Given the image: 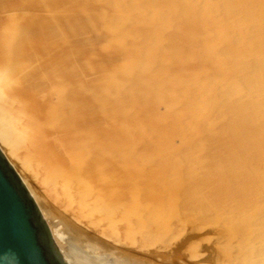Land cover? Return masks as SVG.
<instances>
[{
    "label": "rangeland",
    "instance_id": "obj_1",
    "mask_svg": "<svg viewBox=\"0 0 264 264\" xmlns=\"http://www.w3.org/2000/svg\"><path fill=\"white\" fill-rule=\"evenodd\" d=\"M183 1L0 0V124L75 255L264 264V0Z\"/></svg>",
    "mask_w": 264,
    "mask_h": 264
},
{
    "label": "water",
    "instance_id": "obj_2",
    "mask_svg": "<svg viewBox=\"0 0 264 264\" xmlns=\"http://www.w3.org/2000/svg\"><path fill=\"white\" fill-rule=\"evenodd\" d=\"M0 264H67L39 209L1 152Z\"/></svg>",
    "mask_w": 264,
    "mask_h": 264
},
{
    "label": "bare ground",
    "instance_id": "obj_3",
    "mask_svg": "<svg viewBox=\"0 0 264 264\" xmlns=\"http://www.w3.org/2000/svg\"><path fill=\"white\" fill-rule=\"evenodd\" d=\"M181 1V0H180ZM184 1H186V0H184ZM183 1V2H184ZM212 1V0H211ZM214 1H217V0H213V2ZM218 1H220V0H218ZM224 0H222V1H220V2H223ZM255 1V0H254ZM257 1V0H256ZM131 2V1H130ZM129 2V4H131ZM196 2V1H195ZM142 3V2H141ZM200 3V2H199ZM199 3H197V4H199ZM215 3V2H214ZM232 3V2H231ZM136 4V3H135ZM183 4V3H182ZM181 4V5H182ZM221 4V3H220ZM128 5V4H127ZM184 5V4H183ZM235 5V4H234ZM263 5V4H262ZM125 6H126V4H125ZM229 6V5H228ZM140 7V6H139ZM224 7H225V5H224ZM263 7V9H264V6H262ZM121 8V7H120ZM189 8V7H188ZM115 9V8H114ZM227 9V8H226ZM240 9V8H239ZM256 9V8H255ZM156 10V9H155ZM177 10H178V8H177ZM143 11V10H142ZM168 11H169V9H168ZM211 11V10H210ZM260 12V11H259ZM263 12V11H262ZM177 13V12H176ZM194 13V12H193ZM192 13V14H193ZM142 14V13H141ZM196 14V13H195ZM250 14V13H249ZM253 14V13H252ZM258 15V14H257ZM261 15V14H260ZM152 17V16H151ZM203 17V16H202ZM214 17V16H213ZM244 17V16H243ZM188 18V17H187ZM259 18V17H258ZM155 19V18H154ZM213 19V18H212ZM241 19H242V17H241ZM192 20V19H191ZM232 20V19H231ZM256 20V19H255ZM203 21V20H202ZM247 21V20H246ZM155 22V21H154ZM160 22V21H159ZM182 22V21H181ZM203 22H205V21H203ZM231 22V21H230ZM232 22H234L235 23V21H232ZM237 22V21H236ZM242 23L244 22V21H241ZM240 22V23H241ZM190 23V22H189ZM192 23V22H191ZM241 23V24H242ZM256 23V22H255ZM254 23V24H255ZM171 24V23H170ZM196 24V23H195ZM228 24V23H227ZM245 25H246V27L245 28H247V24L248 23H244ZM257 24V23H256ZM176 25V24H175ZM192 25V24H191ZM230 25V24H229ZM232 25H233V23H232ZM238 25V24H237ZM218 26H219V24H218ZM217 26V27H218ZM222 26V25H221ZM235 26L236 25H234V28H235ZM192 27V26H191ZM216 27V28H217ZM231 27V26H230ZM238 27H240L241 28V26H238ZM243 27V26H242ZM181 28H182V26H181ZM185 28H187V27H185ZM214 28V27H213ZM233 28V29H234ZM183 29V28H182ZM233 29H231L230 31H232L233 32ZM242 29V28H241ZM241 29H240V31H241ZM244 29V28H243ZM242 29V30H243ZM258 29V28H257ZM191 30V29H190ZM199 30V29H198ZM209 30H211V29H209ZM237 30V29H236ZM212 31V30H211ZM228 31V30H227ZM235 31V30H234ZM237 31H239V28H238V30ZM200 32V31H199ZM236 32V31H235ZM201 33V32H200ZM237 33V32H236ZM243 33L246 35V29H245V31H243ZM177 34V33H176ZM228 34H230V33H228ZM213 35V34H212ZM177 36V35H176ZM214 36V35H213ZM220 36V35H219ZM232 36V35H231ZM239 36H241L240 34H239ZM244 36V35H243ZM171 37V36H170ZM227 37V36H226ZM246 37V36H245ZM180 38V37H179ZM182 38H183V36H182ZM222 38V37H221ZM244 38V37H243ZM242 38V39H243ZM248 38V37H247ZM176 39V38H175ZM220 38H218V40H219ZM236 39V38H235ZM240 39H241V37H240ZM239 39V40H240ZM230 40V39H229ZM171 41V40H170ZM176 42V41H175ZM174 42V43H175ZM181 42H183V41H181ZM232 42H233V40H232ZM247 42V41H246ZM187 43H189V42H187ZM230 43V42H229ZM244 43V42H243ZM248 43H249V41H248ZM184 44H186V43H184ZM232 44V43H231ZM216 45V44H215ZM239 47V46H238ZM245 47V46H244ZM177 48V47H176ZM229 48V47H228ZM251 48V47H250ZM221 50V49H220ZM242 50V49H241ZM247 50V49H246ZM179 51V50H178ZM178 51H177V53H178ZM180 51H181V49H180ZM248 51V52H247ZM246 52L247 53H249V50H247ZM253 51V50H252ZM254 51H257V50H254ZM260 51H263V50H260ZM260 51H258V54H260V53H262V52H260ZM174 52V51H173ZM176 52V51H175ZM245 52V50H244V53H246ZM250 52H251V50H250ZM139 53V52H138ZM195 53V52H194ZM254 53V52H253ZM253 53H251V55L253 54ZM210 54H212V53H210ZM250 54V53H249ZM248 54V55H249ZM169 55V54H168ZM200 55V54H199ZM207 55H208V53H207ZM219 55V54H218ZM262 55V54H261ZM264 55V54H263ZM206 56V55H205ZM213 56V55H212ZM241 56V55H240ZM257 56V55H256ZM193 57H195V56H193ZM200 57H202V56H200ZM207 57H209V56H207ZM222 57H224V56H222ZM228 57V56H227ZM231 57V56H230ZM234 57H237V56H235L234 55ZM242 57H244L243 55H242ZM179 58V57H178ZM216 58V57H215ZM180 59V58H179ZM196 59V58H195ZM235 59H237V58H235ZM262 59V58H261ZM236 62V61H235ZM253 62H254V60H253ZM260 62H262L261 60H260ZM177 63V62H176ZM179 63V62H178ZM238 63V62H237ZM263 63V62H262ZM231 64H232V62H231ZM235 64V63H234ZM240 64V63H239ZM238 64V65H239ZM253 64L254 63H251V65L253 66ZM210 65V64H209ZM238 65L237 66H235V68L236 67H238ZM256 65V64H255ZM224 67V66H223ZM223 67H221V69L223 68ZM233 67V66H232ZM260 67V66H259ZM262 68H263V70H264V67H263V65H262ZM199 69H200V67H199ZM223 70H225V69H222V71ZM234 70H236V69H234ZM261 71H262V69H260ZM200 71V70H199ZM215 71V70H214ZM257 71V70H256ZM232 72H235V71H232ZM232 72H229V74L231 73L232 74ZM263 72V71H262ZM181 73V72H180ZM179 73V74H180ZM224 73V72H223ZM252 75V74H251ZM261 75V74H260ZM255 76L256 77H253V78H255L254 80H256L257 81V78H259V77H257L258 75H256L255 74ZM238 79V78H237ZM209 80V79H208ZM245 81V80H244ZM252 81V80H251ZM263 81V80H262ZM253 82V81H252ZM255 82V81H254ZM258 82V81H257ZM260 80H259V82L258 83H255L256 85L258 84L259 86H261L262 87V85H260ZM262 84V83H261ZM207 85V84H206ZM214 86H216V85H214ZM241 86V85H240ZM258 87V86H257ZM261 87H258V88H261ZM212 88H213V86H212ZM210 89H211V87H210ZM216 89V88H215ZM224 90V89H223ZM257 92V91H256ZM80 93V92H79ZM83 93V92H82ZM221 93V92H220ZM242 93H243V91H242ZM60 95V94H59ZM64 95H66V93L64 94ZM68 95V94H67ZM70 95V94H69ZM75 95H77V93H75ZM74 95V96H75ZM79 95V97H81V98H83L80 94H78ZM221 95V94H220ZM219 95V96H220ZM249 95V94H248ZM254 95L253 93H251L250 94V97L249 98H247V100L248 99H250L248 102L249 103H247L248 104V106H246V107H250L249 106V104H250V102L253 100L251 97ZM255 95L257 96V97H259L258 96V92H257V94L255 93ZM254 95V96H255ZM57 96V95H56ZM71 97H72V95H70ZM69 96V97H70ZM227 97L229 96V95H226ZM226 96L224 97V98H226ZM242 95L240 94V97H241ZM246 96V95H245ZM245 96L243 97V98H245ZM65 97V96H64ZM68 97V98H69ZM206 97V96H205ZM241 97V98H242ZM256 97V98H257ZM52 98V97H51ZM208 98H210V97H208ZM221 98V97H220ZM242 98V99H243ZM254 98V97H253ZM67 99V98H66ZM65 99V100H66ZM76 99V98H75ZM229 99H231L230 97H229ZM229 99H228V101H229ZM237 99V98H236ZM255 99V98H254ZM52 100V99H51ZM210 100V99H209ZM233 100H235V99H233ZM245 102L247 101V100H245V99H243ZM260 100V99H259ZM258 100V101H259ZM55 101V100H54ZM59 101H60V98H59ZM61 101H62V99H61ZM68 101H70V99L68 100ZM68 101H66V102H68ZM76 101V100H75ZM237 101L240 103V102H243L240 98H239V100L237 99ZM254 102H256V99L255 100H253ZM63 102V101H62ZM61 102V103H62ZM71 102V101H70ZM78 102H79V100H78ZM181 102V101H180ZM237 102V104H239ZM69 103V102H68ZM235 103V102H234ZM252 103V102H251ZM63 104H64V102H63ZM72 104H74L73 103V101H72ZM214 104V103H213ZM261 102H260V106H261ZM264 104V103H263ZM262 104V105H263ZM65 105V104H64ZM66 105H68V104H66ZM209 105V102H208V104H207V106ZM235 105H236V103H235ZM239 105H241V104H239ZM257 105H258V102H257ZM256 104H255V107L257 106ZM69 106H70V104H69ZM69 106H68V108H69ZM75 106V105H74ZM207 106H205V107H207ZM245 106H243V107H245ZM264 106V105H263ZM180 107V106H179ZM182 107H184V106H181V108ZM220 107V106H219ZM254 107V108H255ZM258 107H259V105H258ZM72 108V107H71ZM203 108H204V106H203ZM216 108V107H215ZM237 108V107H236ZM260 108H262L263 110H264V107H260ZM179 109V108H178ZM238 109V108H237ZM246 109V108H245ZM249 109V108H248ZM251 109V108H250ZM258 109V111L260 110L259 108H257ZM73 110H74V108H73ZM184 110V109H183ZM205 110V109H204ZM217 110V109H216ZM215 110V111H216ZM69 111V110H68ZM214 111V112H215ZM246 111H248V110H246ZM257 111V110H256ZM74 112H76V110L74 111ZM223 112V111H222ZM225 112V111H224ZM249 112H251L250 110H249ZM263 111H259V113H260V117H261V115H263V114H261ZM96 113V112H95ZM196 113H199V111L198 112H196ZM217 113V112H216ZM215 113V114H216ZM257 112H255V114H256ZM264 113V112H263ZM66 114V113H65ZM199 114H201V113H199ZM220 114V113H219ZM244 114H245V112H244ZM250 114H252V113H250ZM254 114V115H255ZM67 115V114H66ZM69 115V114H68ZM76 115V114H75ZM203 115V114H202ZM257 116H259L258 114H256ZM92 116V115H91ZM199 116V115H198ZM249 116H251V115H249ZM63 117V116H62ZM66 116H64L63 118H65ZM70 117V116H69ZM74 117H76V116H73V118ZM81 117V116H80ZM82 118V117H81ZM236 118V117H235ZM250 118H252V117H250ZM249 118V119H250ZM259 118V117H258ZM80 119V118H79ZM177 119V118H176ZM186 119V118H185ZM234 119V118H233ZM239 119V118H238ZM253 119V118H252ZM70 120V122H72L71 121V118L69 119ZM82 120V119H81ZM188 120V119H187ZM210 120V119H209ZM208 120V121H209ZM259 120H260V118H259ZM65 121H67V120H65ZM65 121H63V122H65ZM74 121V120H73ZM83 121V120H82ZM220 121V120H219ZM246 121V120H245ZM253 122V121H252ZM254 122H256V120L254 121ZM180 123V122H179ZM262 123V122H261ZM71 124V123H70ZM72 125V124H71ZM70 125V126H71ZM239 125V124H238ZM263 126H264V124H262ZM207 126V125H206ZM221 126V125H220ZM242 126V125H241ZM73 128H74V126H73ZM88 128H90V127H88ZM93 128V127H92ZM91 128V129H92ZM98 128V127H97ZM71 129V128H70ZM96 129V128H95ZM211 129V128H210ZM212 129H214V127L212 128ZM237 129V128H236ZM243 129V128H242ZM85 130H86V128H85ZM92 130H94V129H92ZM187 130V129H186ZM63 131H65L64 129H63ZM62 131V132H63ZM226 131V130H225ZM247 131V130H246ZM68 132H70V131H68ZM73 132H74V129H73ZM72 132V133H73ZM76 132V131H75ZM74 132V133H75ZM85 132V131H84ZM83 132V133H84ZM204 132H206V129H205V131ZM222 132V131H221ZM227 132V131H226ZM259 132V131H258ZM67 133V132H66ZM89 134L91 133V132H88ZM182 134L183 133H185V132H181ZM186 133H187V131H186ZM223 133V132H222ZM221 133V134H222ZM65 134V133H64ZM86 134H87V130H86ZM204 134H206V133H204ZM248 134V133H247ZM260 134V133H259ZM66 135V134H65ZM70 135H72V134H70ZM181 135V134H180ZM184 135H186V134H184ZM232 135V134H231ZM87 136H88V134H87ZM92 136L94 137V135L92 134ZM193 136V135H192ZM96 137V136H95ZM194 137V136H193ZM88 138V137H87ZM92 138V137H91ZM185 138V137H184ZM258 139V138H257ZM81 140H83L82 138L79 140V141H81ZM39 143H41L40 141H38ZM96 142V141H95ZM37 143V142H36ZM39 143H37V144H39ZM43 143V142H42ZM45 144H47V143H45ZM41 145H43V144H41ZM40 145V146H41ZM44 147H45V145H44ZM45 151H49V150H45ZM95 151V150H94ZM0 152H1V154L4 156V158L6 159V161L9 163V165L13 168V170L16 172V174L19 176V178L21 179V181H22V183H23V185H24V187H25V189H26V191L28 192V194H29V196L32 198V200H33V202H34V204L36 205V207L39 209V211H40V214H41V217H42V219L45 221V224L47 225V227H48V229H49V232H50V234H51V238H52V240H53V242H54V244H55V246L57 247V249L59 250V252H60V254H61V256H62V258H63V260L67 263V264H155V262H157V259H151V258H149V257H141V256H137V254H134L133 252H130V251H124L123 249H121V248H118L117 250H115V248H113V247H110V246H107V244L106 245H104V244H102L101 242H97L96 243V241H91L93 238H87L86 236V234L84 235L83 234V231L82 232H80L79 230V228H74L73 226L71 227L73 230H72V235H73V238H76L82 245V247L80 248L83 252H85V253H87V256L86 257H90V258H92V259H90V258H84V257H80V256H78L77 254L75 255L74 254V252H72L69 248H68V246H69V244L67 243V242H64V234H63V232H62V230H61V228L59 227V225H60V221H56L55 219H57V218H55L56 216H54L53 215V212L52 211H50L49 209H47L44 205H42L41 203H39V201H38V198L36 197V195H34V193H33V191L29 188V186H28V184L26 183V179L25 178H23V177H21V175H20V173H19V171L15 168V166H14V164H13V162L11 161V158H15V159H17V160H20L17 156H16V154H15V152H14V150H13V146H12V142H11V140H10V138H9V136L6 134V132H5V127L4 126H2L1 124H0ZM44 152V151H43ZM43 152H42V154H43ZM50 152V151H49ZM48 153V152H47ZM51 153V152H50ZM45 154V153H44ZM96 154H98L97 152H96ZM47 156H48V154H47ZM20 157V156H19ZM26 170H28V169H26ZM47 209V210H46ZM75 219V218H74ZM77 221V219H75V222ZM59 224V225H58ZM73 225V224H72ZM70 228V229H71ZM71 231V230H70ZM82 233V234H81ZM82 235V236H81ZM83 236H85V237H83ZM97 239V238H96ZM100 245H102V246H100L101 248H99V246ZM104 245V246H103ZM110 247V248H109ZM103 248V249H102ZM106 248V250H109V251H106V250H104ZM102 249V250H101ZM85 256V255H84ZM153 258V257H152ZM153 262V263H152Z\"/></svg>",
    "mask_w": 264,
    "mask_h": 264
}]
</instances>
